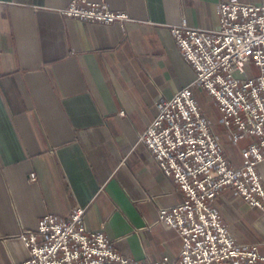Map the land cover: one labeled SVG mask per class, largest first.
Masks as SVG:
<instances>
[{
	"label": "crops",
	"instance_id": "0c3cea01",
	"mask_svg": "<svg viewBox=\"0 0 264 264\" xmlns=\"http://www.w3.org/2000/svg\"><path fill=\"white\" fill-rule=\"evenodd\" d=\"M71 1L0 0V264L27 260L20 235L43 216L78 207L122 255L174 259L182 238L159 210L183 192L140 138L157 101L196 79L169 26L216 29L226 0H92L126 12L125 24L66 18ZM215 205L232 238L264 255V210L231 188Z\"/></svg>",
	"mask_w": 264,
	"mask_h": 264
},
{
	"label": "built area",
	"instance_id": "2783aa9c",
	"mask_svg": "<svg viewBox=\"0 0 264 264\" xmlns=\"http://www.w3.org/2000/svg\"><path fill=\"white\" fill-rule=\"evenodd\" d=\"M59 12L69 19L100 24L131 20L104 1L72 0ZM218 14L216 29L169 26L196 79L171 98L157 101V116L140 138L163 173L183 192L180 203L159 210V222L182 238L180 255L158 261L122 255L103 231L86 230V211L78 207L68 217L43 216L37 230L22 232L20 238L29 249L22 264H264L257 245L232 238L215 205L231 188L249 206L264 210V181L258 169L264 161V0L258 4L222 1ZM248 62L259 67L258 75L250 76L243 69ZM194 87L205 89L215 100L233 145L247 135L255 136L242 152L240 164L226 155ZM35 179L31 174L30 180Z\"/></svg>",
	"mask_w": 264,
	"mask_h": 264
},
{
	"label": "rangeland",
	"instance_id": "374dc122",
	"mask_svg": "<svg viewBox=\"0 0 264 264\" xmlns=\"http://www.w3.org/2000/svg\"><path fill=\"white\" fill-rule=\"evenodd\" d=\"M242 67L250 76L258 75L260 73L259 67L254 62L244 63ZM193 92L199 100L200 105L204 106L207 114L211 117L216 132L225 148L226 155L233 161V163L240 164L242 162V152L249 148L250 144L255 139V136L247 135L240 139L237 145H233L223 128L221 123L222 114L220 113L215 100L208 95V92L205 89L202 90L198 87H194ZM233 129L236 131V127H233Z\"/></svg>",
	"mask_w": 264,
	"mask_h": 264
}]
</instances>
